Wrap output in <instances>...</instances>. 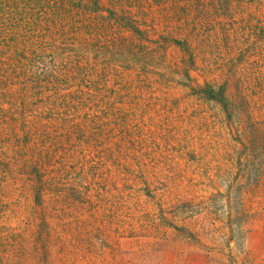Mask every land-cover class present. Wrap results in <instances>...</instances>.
I'll return each mask as SVG.
<instances>
[{"label":"trees","instance_id":"1","mask_svg":"<svg viewBox=\"0 0 264 264\" xmlns=\"http://www.w3.org/2000/svg\"><path fill=\"white\" fill-rule=\"evenodd\" d=\"M1 1V189L12 185L15 191L28 190L44 208L47 198L56 195L61 199L69 190L84 192L82 183L86 179L96 181L94 184L102 181L103 192L117 189L110 185L117 184L118 179L135 191L151 192L158 177L156 167L162 168L166 157L155 152L163 139L150 112L155 111L158 123L167 111L185 119L199 106L212 104L232 136L227 141L243 149V155L237 158L238 179L259 171L255 187L264 190V0H175V9L181 12L182 7L184 11L178 16L184 34L165 41L183 52L180 70L192 100L174 102L173 98V107L164 106V111L149 106L148 83L142 80V71L131 67L120 72L105 65L94 76L85 54L61 52L70 40L65 24L57 21L49 39L33 29L25 36L27 29H21L18 22L25 17L21 16V0ZM56 2L53 10L61 11L62 0ZM91 2L97 11L114 15L116 26L111 30H121L120 25L132 35H144L142 18L133 10L125 6L119 10L105 8L101 0ZM73 14L77 15V10ZM114 33L111 41L115 49L121 48L125 57L136 58V42L125 32ZM99 38L97 35L96 46L101 44ZM142 40L145 44L146 38ZM259 47L263 48L259 56L246 53L247 48ZM161 49L154 48L153 60L158 59ZM201 115L198 112L197 116ZM179 141L184 143L182 157L187 161V152L197 154L201 148L195 138ZM76 160H81L79 170H74ZM161 173H166L164 167Z\"/></svg>","mask_w":264,"mask_h":264},{"label":"rangeland","instance_id":"2","mask_svg":"<svg viewBox=\"0 0 264 264\" xmlns=\"http://www.w3.org/2000/svg\"><path fill=\"white\" fill-rule=\"evenodd\" d=\"M91 1L62 0L63 9L56 12L52 8L56 0H21L25 17L18 22L21 29H27L25 36L33 29L46 39L55 32L57 21L65 24L70 40L61 52L85 54L94 76L105 65L120 72L131 67L142 71L140 76L148 83L147 101L155 109L173 107V98L174 102L192 100L180 70L183 52L165 41L184 34L178 17L184 11L175 9V0H149V4L147 0L142 4L139 0H101L105 8L125 6L141 17L148 46L141 43L142 36L120 25L121 30H111L116 26L114 15L97 11ZM114 32H125L136 42V58L115 49ZM97 35L101 44L96 46ZM155 47L163 49L153 60ZM246 53L259 56L263 48H247ZM199 108L185 119L167 111L158 123L155 111L150 112L163 139L155 152L166 157V173L157 165L151 192L135 191L119 179L110 185L117 189L103 192L102 181L94 184L86 179L84 192L69 190L61 199L47 198L44 208L28 190L15 191L12 185L0 188V264H264V190L255 187L259 171L238 179L237 158L243 149L227 141L232 136L212 104ZM198 112L207 115L202 118ZM180 138H195L201 147L197 154L187 152L188 161L182 157L186 149ZM79 162L75 161L74 170L80 169ZM165 176H169L167 181Z\"/></svg>","mask_w":264,"mask_h":264}]
</instances>
